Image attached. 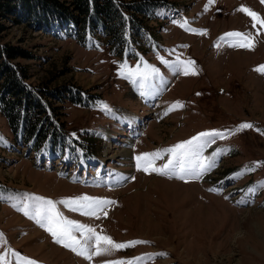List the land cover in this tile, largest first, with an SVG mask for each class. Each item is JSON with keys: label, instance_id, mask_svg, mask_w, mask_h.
I'll list each match as a JSON object with an SVG mask.
<instances>
[{"label": "rangeland", "instance_id": "374dc122", "mask_svg": "<svg viewBox=\"0 0 264 264\" xmlns=\"http://www.w3.org/2000/svg\"><path fill=\"white\" fill-rule=\"evenodd\" d=\"M119 1L130 5L124 15L133 16L120 42L107 40L97 28L82 44L69 37L72 28L38 26L22 12L3 20L2 43L26 53L11 63L28 68V86L45 90L40 91L43 99L53 107L47 113L58 128L56 135L48 131L49 141L15 138L0 108L4 264H26L16 253L38 264H264V163L245 171L254 162H264V72L257 71L264 65V27L253 28L252 18L238 10L245 6L264 19V2ZM184 20L188 24L180 27ZM81 27H75L79 33ZM202 30L206 32L197 34ZM229 32H251L254 49L229 46L236 39L225 37ZM177 60L195 61L198 74L178 72ZM142 61L158 68L160 75L136 78L135 83L122 78L121 64L143 70ZM177 101L184 106L168 111ZM104 104L110 112L103 110ZM244 123L253 127L216 138L184 157L183 180L178 178L180 158L167 175L151 168L137 170L134 158L141 153ZM202 157L215 159L216 166L193 178L188 173L197 170ZM169 159L170 154L161 153L153 166L161 168ZM84 195L116 203L106 206L107 216L101 212L99 218L56 207L69 220L94 227L116 242L149 243L88 260L56 243L18 210L26 202L33 204L28 196L59 201ZM73 234L84 242L80 232Z\"/></svg>", "mask_w": 264, "mask_h": 264}, {"label": "snow or ice", "instance_id": "6c2138e0", "mask_svg": "<svg viewBox=\"0 0 264 264\" xmlns=\"http://www.w3.org/2000/svg\"><path fill=\"white\" fill-rule=\"evenodd\" d=\"M214 0H209V3H213ZM264 2V0H262ZM207 10V6L206 9ZM239 11H242L249 15L253 24L252 27L255 28L256 24H260L264 27V19L260 18L259 14L255 13L251 9L241 6ZM188 24L187 20H184L181 23L180 27H185ZM193 32L197 30L191 29ZM259 31V30H258ZM206 30H202L197 34H203ZM225 37L236 38L234 42H231L229 46L232 47H243L249 50L254 49L255 40L253 39V35L251 32L243 33V32H229L225 34ZM223 39V38H222ZM161 63L169 65V61L165 60L163 57H158ZM143 70L139 66L135 69L128 68L126 63L121 64L120 66V75L122 78L130 79L133 83L136 82V78H140L143 80H148L151 77L159 76V69L155 66L148 64L146 61H142ZM177 71L182 73L183 75H197L198 71L195 67V61L186 60L180 61L177 60ZM257 71L264 72V65L260 66ZM199 95V93H198ZM184 105L182 102L177 101L173 105L170 106L168 111H173L177 108H182ZM103 110L111 111L107 104L103 105ZM167 114V112L165 113ZM253 125L250 123H244L238 126V129H230V130H212L208 132H201L197 136L192 137L190 140L184 141L182 143H178L173 147L162 149L152 153H141L137 155L134 159L136 160L137 170H143L147 172L149 168L153 172H156L160 175H167L171 171V165L177 158L181 159V165L179 169L178 178L185 179V169L183 167L182 159L189 155L191 152H198L206 143L214 142L216 138H226L229 134H235L237 130H243L246 128H252ZM3 138L0 137V140ZM161 153H168L171 155L172 159H169L168 163L163 165L161 168L154 167V162L156 159L161 158ZM216 156L220 155V153H216ZM261 163L264 162H254V165L251 168L246 166L245 171L254 170L255 167L260 166ZM216 166V160H209L207 157H202L200 163L198 164V168L194 172H189L193 178L199 179L201 178L207 171ZM173 175H177L175 172ZM242 175V173H235L233 176ZM264 184V182H261ZM212 191V189H210ZM249 191H255V189H249ZM26 200H31L33 202L32 205H29L27 202L20 208L19 211L23 212L25 216H28L30 219H33L40 227L44 228L48 231L54 241L58 244H62L65 248L71 249V251L75 252L77 255L83 256L85 259L91 260L94 256H100L104 254H111L117 250H123L128 247H134L137 244H147L148 241L143 240H135L128 242H116L113 238L106 234L98 233L96 228L90 227L87 225L79 224L75 221L69 220L65 217L56 207L57 204L64 205L71 211H79L83 215L86 216H96L99 218L98 214L103 213L104 216H107V212L104 211L106 206L115 204V201L100 199L89 197L87 195L74 197V198H65L59 201H53L51 199H46L40 196H28ZM30 207H34L35 211L30 212ZM80 232L84 237V242L82 243L80 239H78L73 232ZM0 237H3V233H0ZM92 241V244L89 245L87 242ZM91 247V251L89 248ZM19 260H23L26 264H38L37 261L31 260L27 257H20L19 253L15 254ZM156 255L166 256L167 253H158ZM137 260L142 258H135ZM0 264H4V257L0 256ZM107 264H132V261H124V260H116L109 261Z\"/></svg>", "mask_w": 264, "mask_h": 264}, {"label": "trees", "instance_id": "16d2710c", "mask_svg": "<svg viewBox=\"0 0 264 264\" xmlns=\"http://www.w3.org/2000/svg\"><path fill=\"white\" fill-rule=\"evenodd\" d=\"M129 6L119 0H0V78L3 81L0 85V108L7 117L15 138L22 135L38 138L43 142L49 141L51 136L48 131L56 135L58 128L51 122V116L47 113V108L52 106L43 99L44 94L40 91L45 90L40 86L36 87L37 90L28 86L26 84L30 79L28 68L11 63L19 54L26 53L24 50L2 43L4 18L22 12L24 13L22 17L32 20L38 26L46 25L47 28L57 26L61 30L62 27H70L72 29L68 32L69 37L82 44L86 43L89 35H93L95 29L99 28L105 33L107 40L115 42L125 40L126 26L133 20L132 15L127 17L124 15V12L129 11L127 9ZM78 25L82 26L80 33L75 28ZM37 144L40 143H35L34 148H38Z\"/></svg>", "mask_w": 264, "mask_h": 264}, {"label": "bare ground", "instance_id": "6f19581e", "mask_svg": "<svg viewBox=\"0 0 264 264\" xmlns=\"http://www.w3.org/2000/svg\"><path fill=\"white\" fill-rule=\"evenodd\" d=\"M121 153H122V155H123L124 157H127V155L129 154V152H128L127 149H123V150L121 151Z\"/></svg>", "mask_w": 264, "mask_h": 264}]
</instances>
